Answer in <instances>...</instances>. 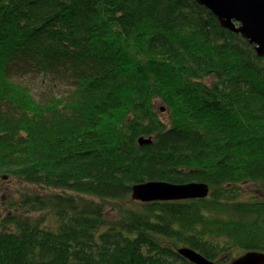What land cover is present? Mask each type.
<instances>
[{
    "label": "trees",
    "instance_id": "16d2710c",
    "mask_svg": "<svg viewBox=\"0 0 264 264\" xmlns=\"http://www.w3.org/2000/svg\"><path fill=\"white\" fill-rule=\"evenodd\" d=\"M36 75L68 89L15 80ZM153 181L210 193L132 201ZM180 248L264 253V57L194 0H0V264H193Z\"/></svg>",
    "mask_w": 264,
    "mask_h": 264
},
{
    "label": "water",
    "instance_id": "95a60500",
    "mask_svg": "<svg viewBox=\"0 0 264 264\" xmlns=\"http://www.w3.org/2000/svg\"><path fill=\"white\" fill-rule=\"evenodd\" d=\"M208 8L219 18L221 26L249 41L259 57H264V0H194ZM140 145H151L152 139H139ZM132 201L151 203L154 201H186L206 199L210 187L206 183H185L182 185L168 182H148L134 186ZM179 254L193 264H217L198 254L191 248H180ZM230 264H264V253L250 251Z\"/></svg>",
    "mask_w": 264,
    "mask_h": 264
},
{
    "label": "rangeland",
    "instance_id": "374dc122",
    "mask_svg": "<svg viewBox=\"0 0 264 264\" xmlns=\"http://www.w3.org/2000/svg\"><path fill=\"white\" fill-rule=\"evenodd\" d=\"M46 79H49L47 80V88H46V85L44 86L43 82H44V77L43 76H40V75H36V76H25V77H19L15 80H17L18 82L20 83H23L25 85H28L30 86L33 91L35 92H42V90H44L45 88L47 89V92L46 93H53V94H64L66 91H67V86L64 82H62L61 80H55V79H52L50 77L46 78ZM157 107L159 108V111L161 109V114H163V118H165V115H164V107H162V104H158L157 103ZM5 185V184H3ZM7 186H4L3 189H6ZM3 192V190H2ZM243 255V254H240V256ZM239 258V257H238Z\"/></svg>",
    "mask_w": 264,
    "mask_h": 264
},
{
    "label": "bare ground",
    "instance_id": "6f19581e",
    "mask_svg": "<svg viewBox=\"0 0 264 264\" xmlns=\"http://www.w3.org/2000/svg\"><path fill=\"white\" fill-rule=\"evenodd\" d=\"M50 77V76H49ZM8 87V86H7ZM6 89H11V87H9V88H6ZM34 97H36V98H38V99H41V95L40 94H34Z\"/></svg>",
    "mask_w": 264,
    "mask_h": 264
}]
</instances>
